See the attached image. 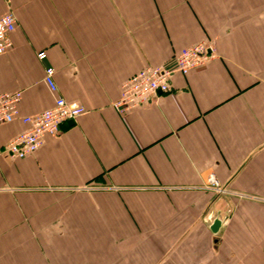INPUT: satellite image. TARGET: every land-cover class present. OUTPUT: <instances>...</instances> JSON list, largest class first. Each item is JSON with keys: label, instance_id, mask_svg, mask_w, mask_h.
I'll return each instance as SVG.
<instances>
[{"label": "crops", "instance_id": "crops-1", "mask_svg": "<svg viewBox=\"0 0 264 264\" xmlns=\"http://www.w3.org/2000/svg\"><path fill=\"white\" fill-rule=\"evenodd\" d=\"M8 12L0 92H21L24 117L58 96L86 113L25 159L3 149L27 126H0V264H264V0H0ZM205 40L206 67L112 108Z\"/></svg>", "mask_w": 264, "mask_h": 264}, {"label": "built area", "instance_id": "built-area-1", "mask_svg": "<svg viewBox=\"0 0 264 264\" xmlns=\"http://www.w3.org/2000/svg\"><path fill=\"white\" fill-rule=\"evenodd\" d=\"M17 27L16 17L8 12L0 17V56L12 47L11 35ZM218 55L211 41L205 40L183 48L171 61L162 66L146 68L121 85L120 96L112 104L119 115H126L133 109L146 107L159 94L170 93L171 78L174 74L188 76L206 67ZM39 61L46 59L45 52L37 55ZM55 71L51 67L44 70V82L52 92H57ZM21 92H0V126L20 121L27 129L17 135L3 149L11 160L33 156L42 146L45 137H56L65 123H71L86 113L85 109L67 102L62 96L55 99L54 106L35 116H20L18 105ZM213 178H209L210 184Z\"/></svg>", "mask_w": 264, "mask_h": 264}, {"label": "rangeland", "instance_id": "rangeland-1", "mask_svg": "<svg viewBox=\"0 0 264 264\" xmlns=\"http://www.w3.org/2000/svg\"><path fill=\"white\" fill-rule=\"evenodd\" d=\"M212 178H213L211 180V183L212 184H210V181L208 179V185H209V187L212 188V189H214L218 194L219 193H223V190L221 189L220 183L217 181V179L214 176H212Z\"/></svg>", "mask_w": 264, "mask_h": 264}, {"label": "water", "instance_id": "water-1", "mask_svg": "<svg viewBox=\"0 0 264 264\" xmlns=\"http://www.w3.org/2000/svg\"><path fill=\"white\" fill-rule=\"evenodd\" d=\"M219 228H220V221H219L218 219H216V220L213 222V224H212L210 230H211L212 233H217L218 230H219Z\"/></svg>", "mask_w": 264, "mask_h": 264}]
</instances>
